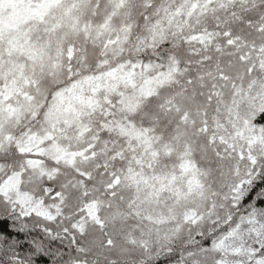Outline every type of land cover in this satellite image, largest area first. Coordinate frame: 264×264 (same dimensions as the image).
Listing matches in <instances>:
<instances>
[{
	"label": "snow or ice",
	"instance_id": "obj_1",
	"mask_svg": "<svg viewBox=\"0 0 264 264\" xmlns=\"http://www.w3.org/2000/svg\"><path fill=\"white\" fill-rule=\"evenodd\" d=\"M0 264H264V0H0Z\"/></svg>",
	"mask_w": 264,
	"mask_h": 264
}]
</instances>
